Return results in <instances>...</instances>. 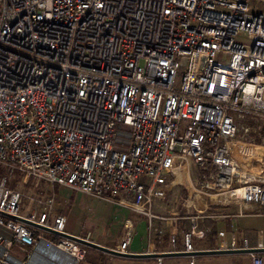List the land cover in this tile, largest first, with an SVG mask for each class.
<instances>
[{"label": "built area", "instance_id": "obj_1", "mask_svg": "<svg viewBox=\"0 0 264 264\" xmlns=\"http://www.w3.org/2000/svg\"><path fill=\"white\" fill-rule=\"evenodd\" d=\"M0 167L48 187L44 212L25 216L0 177V264L84 259L52 215L55 186L122 197L148 227L169 219L153 206L179 174L187 207L202 195L264 213V0H0ZM187 210L174 218L190 222L194 264L209 216ZM129 242L128 227L114 250Z\"/></svg>", "mask_w": 264, "mask_h": 264}, {"label": "crops", "instance_id": "obj_2", "mask_svg": "<svg viewBox=\"0 0 264 264\" xmlns=\"http://www.w3.org/2000/svg\"><path fill=\"white\" fill-rule=\"evenodd\" d=\"M3 171L4 169L0 167ZM194 169H190V178L195 183L196 177ZM180 181V180H179ZM183 185L184 179L180 181ZM174 184V182H173ZM173 191L172 184L167 188L166 196H169V200L163 203H156L153 206L154 213L157 216L169 218L165 221L154 220L152 226L148 227L147 220L143 216L136 215L130 210L131 216L124 218L122 223L124 228V236L120 235H108L101 231L100 234L93 236L90 232H85L83 235H75L66 231L67 234L76 237H88L90 241L101 245L109 249H115L119 243L126 239V231L130 229V242L127 247L128 253L131 254H169L166 256L156 258H143V259H125L119 257H113L107 254L102 263L99 264H189V255L183 252V234L190 227L189 220L176 219V215L181 216L186 209L189 213L203 212L206 209L208 218L199 222V229L202 232L201 237H193L192 245L194 252V264H252L249 254H232V255H197L194 253L211 251V250H232L231 243L233 239H236L238 245H242V240L247 239L249 246L252 249H258L264 251V213L253 204L242 205L239 203H227L222 206H216L215 202L203 197L202 195L194 196L192 206H188L183 203L179 205L173 201V195H170ZM54 195V213L55 215H61L66 219L64 213H72L74 210L75 216L78 215V211L84 210L83 193L73 190L67 187L53 188ZM166 197V199H168ZM176 197V195H175ZM121 198H116L121 204ZM126 199L130 200L131 197ZM191 200L188 197L187 201ZM182 200V199H181ZM175 203V204H174ZM179 205V206H178ZM123 206V205H122ZM126 208V207H125ZM44 212L42 210L40 213ZM97 218V217H96ZM93 215L91 221L94 225H98L102 222L99 218L96 219ZM77 220V217H75ZM140 219H143L147 229V242L144 243L142 234L139 233L140 238H132V232L138 229L140 225ZM98 220V221H97ZM66 222V221H65ZM139 222V223H138ZM138 223V224H137ZM144 230V229H142ZM223 233V236H218V233ZM0 236L7 237V233L0 228ZM94 237V238H93ZM174 237V245L170 242ZM6 239V238H5ZM141 240V241H139ZM3 243L0 244V254L2 255ZM27 248H13L10 252L12 256L18 259L22 258ZM223 250V251H224ZM150 251V253H147ZM80 263V262H79ZM78 263V264H79Z\"/></svg>", "mask_w": 264, "mask_h": 264}, {"label": "rangeland", "instance_id": "obj_3", "mask_svg": "<svg viewBox=\"0 0 264 264\" xmlns=\"http://www.w3.org/2000/svg\"><path fill=\"white\" fill-rule=\"evenodd\" d=\"M7 176V186L10 188H13L14 190L21 193L22 200L20 205V214L28 216L30 214L38 215L42 210H44V205L39 203L38 200H42L44 197L47 196V189L45 183H39L38 181H32L31 179H28L19 172L9 173L7 170H1L0 169V177L1 176ZM183 180V177L181 174L178 175L177 181L172 184L173 191L170 195H173L175 203L177 202L179 205H182L184 203L183 200L188 199L190 197L189 193L190 191L186 190L180 181ZM58 188V186H56ZM176 195V197H175ZM84 197V210L83 207L81 210L78 211V215L75 216L74 210L72 213L67 214L64 213V216H66V222H65V231L75 234V235H83L85 232L92 233L93 236H96L97 234H100V232L104 231L105 234L108 235H120L124 236V228H123V221L124 218L127 216H131L129 210L125 208L124 206L120 205L119 200L115 199H105L100 198L94 195H83ZM167 197V196H166ZM165 199L162 202L163 203L169 200ZM182 199V200H181ZM174 203V204H175ZM178 205V206H179ZM55 215L54 213L52 214ZM93 215L95 218H99L102 220L100 224L97 226L93 224L92 218ZM77 217V220L75 219ZM96 218V219H97ZM98 221V220H97ZM140 225L138 229L132 232V238L139 239L140 235L142 234V239L144 243L147 242V229L146 224L143 219H140ZM138 222V223H139ZM137 223V224H138ZM144 229V230H142ZM45 238H48L49 236L44 234ZM94 238V237H93ZM139 240V241H141ZM87 249L85 248V255L87 254ZM90 249V248H89ZM90 252V251H88ZM85 259H83L81 262H83ZM39 260H32V264H38ZM39 264H50V262H47L43 260L42 262L39 261ZM80 262V263H81Z\"/></svg>", "mask_w": 264, "mask_h": 264}, {"label": "water", "instance_id": "obj_4", "mask_svg": "<svg viewBox=\"0 0 264 264\" xmlns=\"http://www.w3.org/2000/svg\"><path fill=\"white\" fill-rule=\"evenodd\" d=\"M21 221H23L24 223L30 225L31 223H29L28 221H26L25 219H21ZM64 237L72 240V241H75L87 248H90V249H93V250H96V251H99V252H102L104 254H107V255H110V256H113V257H119V258H125V259H143V258H156V257H161V256H166V255H169V254H164V255H161V254H151V255H148V254H131V253H120L114 249H109V248H106V247H103L101 245H98L96 243H93L91 241H87L85 239H82V238H79V237H75V236H72V235H68V234H64L63 235ZM255 252H261V250H258V249H249V250H211V251H203V252H198V253H194V254H197V255H232V254H249V253H255Z\"/></svg>", "mask_w": 264, "mask_h": 264}, {"label": "trees", "instance_id": "obj_5", "mask_svg": "<svg viewBox=\"0 0 264 264\" xmlns=\"http://www.w3.org/2000/svg\"><path fill=\"white\" fill-rule=\"evenodd\" d=\"M90 251V252H88ZM85 260L79 264H99L105 259V255L99 251L93 249H87V254L84 258Z\"/></svg>", "mask_w": 264, "mask_h": 264}, {"label": "bare ground", "instance_id": "obj_6", "mask_svg": "<svg viewBox=\"0 0 264 264\" xmlns=\"http://www.w3.org/2000/svg\"><path fill=\"white\" fill-rule=\"evenodd\" d=\"M65 261H66V259H65ZM67 264H71V263L67 262Z\"/></svg>", "mask_w": 264, "mask_h": 264}]
</instances>
